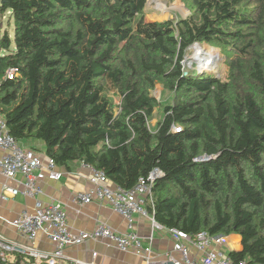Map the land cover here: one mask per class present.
Listing matches in <instances>:
<instances>
[{
  "label": "trees",
  "instance_id": "1",
  "mask_svg": "<svg viewBox=\"0 0 264 264\" xmlns=\"http://www.w3.org/2000/svg\"><path fill=\"white\" fill-rule=\"evenodd\" d=\"M182 1L191 14L177 22L145 21L147 0L0 3L14 28L0 37V114L57 167L90 166L126 191L160 171L156 224L236 235L233 264H264V0ZM195 44L227 59L224 79L183 66Z\"/></svg>",
  "mask_w": 264,
  "mask_h": 264
},
{
  "label": "built area",
  "instance_id": "2",
  "mask_svg": "<svg viewBox=\"0 0 264 264\" xmlns=\"http://www.w3.org/2000/svg\"><path fill=\"white\" fill-rule=\"evenodd\" d=\"M16 77L17 72L14 69L7 70L8 80ZM0 151L3 152L0 158V176L8 180L18 175L22 176L24 182L20 193L23 196L36 198L42 195L38 187L40 181L48 179L57 182L62 178V173L58 171L52 159L43 160L34 151L23 149L8 134L3 119H0ZM89 168L91 169L89 182L92 188L88 193L76 195V200L84 205L107 201L115 213L125 220L126 232L120 234L108 225L99 223L91 232L74 233L67 226L62 205L59 203L44 204L37 200L32 213L23 211L11 223V226L22 234L29 244L27 246L18 245L0 236V264H95L93 261L70 259L64 254L65 248L79 246L86 241H106L121 252L141 257L143 264H233L227 256L228 251L223 250L228 237L211 236L205 232L190 236L182 231L167 230L173 240L172 252L163 258L160 255H154L150 245L143 247L141 238L133 228V220L136 215H141L150 219L153 230L162 229L146 210L148 204L152 205L153 182L161 173L157 174L155 170L146 179H139L132 190L126 191L116 186L108 187L109 181L104 173L90 166ZM18 193L17 190L11 191L13 196ZM39 234L54 245L51 252L40 251L34 246ZM191 247L202 253L198 260L191 256ZM95 257L96 254L93 253L92 259Z\"/></svg>",
  "mask_w": 264,
  "mask_h": 264
},
{
  "label": "crops",
  "instance_id": "3",
  "mask_svg": "<svg viewBox=\"0 0 264 264\" xmlns=\"http://www.w3.org/2000/svg\"><path fill=\"white\" fill-rule=\"evenodd\" d=\"M9 38L13 39L9 35ZM11 45V50L13 49ZM5 54V52H1ZM0 119H2L0 114ZM26 150H32L46 159L44 150L45 147L40 142L27 141L19 143ZM3 152L0 151V158ZM58 171L62 173L60 181L53 182L44 179L38 183V187L42 191V195L38 197L23 196L20 191L23 189L22 183L24 178L20 175L12 180L5 179L0 176V236L7 241H11L18 245L27 246L29 243L26 238L20 234L11 223L23 211L32 213L34 204L38 200L44 204L59 203L66 215L67 226L70 231L76 232H91L99 223L108 225L113 231L123 234L126 232L125 220L119 216L107 201L91 202L89 204H81L76 200V195L79 193H88L91 190L89 182L91 169L89 166L79 163H72L67 167H58ZM107 186L113 188V184L108 182ZM12 190H17L19 193L16 196L11 194ZM4 197V198H2ZM133 228L141 238L143 247L149 245L153 249L154 255H160L161 258L172 252L173 240L170 234L165 229L154 231L151 227V221L147 217L136 215L133 220ZM236 237H228L227 243L223 247L225 251H237L239 248H233V239ZM34 246L43 252H51L54 245L39 234L35 240ZM191 256L198 260L202 253L190 248ZM95 253V259H92V254ZM66 257L77 259L80 261L90 262L95 264H143L141 257L131 253L119 251L115 246L106 241H86L79 246L67 247L64 250ZM66 264V263H60Z\"/></svg>",
  "mask_w": 264,
  "mask_h": 264
},
{
  "label": "rangeland",
  "instance_id": "4",
  "mask_svg": "<svg viewBox=\"0 0 264 264\" xmlns=\"http://www.w3.org/2000/svg\"><path fill=\"white\" fill-rule=\"evenodd\" d=\"M159 5L163 7V10L160 9ZM191 14L189 8L184 4L182 0H174L172 2H168L166 0H147V4L144 10V18L145 21L148 22H164L171 21L177 22L181 19L187 18ZM14 31L13 21L9 17V12L1 13L0 12V37L3 36L4 32H7L12 36ZM196 45V44H195ZM193 45L190 47L184 56L185 61L183 62V66L191 72H196L197 74H210L214 75L220 79H224L227 74V62L226 58L220 53V51L216 48L207 46L205 44H197L202 48V52L206 54L209 51H216L217 60L214 61V68L212 70H200L196 61H190V57L193 55ZM190 62V64H189ZM216 65V66H215ZM210 72V73H209ZM152 95L156 98V100L162 102V104H168L171 101V94L165 91L161 86L157 85L152 92ZM117 103V100H114ZM162 116L161 108L155 111L153 118L149 122V126L153 129L157 122L160 120ZM157 231V230H154ZM151 251H153L151 247ZM166 259V258H164Z\"/></svg>",
  "mask_w": 264,
  "mask_h": 264
},
{
  "label": "bare ground",
  "instance_id": "5",
  "mask_svg": "<svg viewBox=\"0 0 264 264\" xmlns=\"http://www.w3.org/2000/svg\"><path fill=\"white\" fill-rule=\"evenodd\" d=\"M159 7L163 10V7L161 5H159ZM192 49L193 55L190 57V61H196L200 70H212L214 68V61L217 60L216 51L212 50L208 53L206 52L205 54L202 52V48L199 47L197 44Z\"/></svg>",
  "mask_w": 264,
  "mask_h": 264
},
{
  "label": "water",
  "instance_id": "6",
  "mask_svg": "<svg viewBox=\"0 0 264 264\" xmlns=\"http://www.w3.org/2000/svg\"><path fill=\"white\" fill-rule=\"evenodd\" d=\"M4 1H5V0H1L0 3L3 4ZM184 61H185V59H184ZM155 172H156L157 174H159L160 171L156 170ZM229 237H230V236H229ZM232 237H236V238L239 240V242H241V240H240V238H239L238 236H236V235H232ZM168 264H171V263H168Z\"/></svg>",
  "mask_w": 264,
  "mask_h": 264
}]
</instances>
